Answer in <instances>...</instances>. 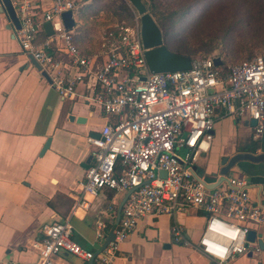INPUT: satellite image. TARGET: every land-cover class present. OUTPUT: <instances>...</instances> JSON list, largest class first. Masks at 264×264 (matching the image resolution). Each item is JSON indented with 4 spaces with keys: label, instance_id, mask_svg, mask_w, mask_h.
<instances>
[{
    "label": "built area",
    "instance_id": "2783aa9c",
    "mask_svg": "<svg viewBox=\"0 0 264 264\" xmlns=\"http://www.w3.org/2000/svg\"><path fill=\"white\" fill-rule=\"evenodd\" d=\"M93 0H11L20 28L15 35L25 54H31L51 78L62 97H72L83 84L87 99L98 104L106 123L98 135H87L91 164L80 181L81 196L74 207H87L85 194L102 189L129 191L113 238L100 251L81 246L72 237L69 220L41 227L34 244L38 257L29 264H55L53 256L66 251L91 264H112L119 245L149 215H175L193 207L205 214L195 247L217 264H226L248 250H260L264 236V205L249 193L243 175L208 188L195 171L197 155L212 140L218 112L255 120L252 137L264 131V56L254 55L216 65V56L191 59L188 69L151 72L140 35L137 12L101 35V51L86 55L64 26L62 13L74 12ZM52 33L39 40L45 22ZM165 172L163 175L161 172ZM113 215L114 210L110 209ZM97 238L106 239L105 224L97 220ZM255 231V240L248 238ZM174 240L182 227L171 226ZM0 264H17L0 261Z\"/></svg>",
    "mask_w": 264,
    "mask_h": 264
},
{
    "label": "crops",
    "instance_id": "0c3cea01",
    "mask_svg": "<svg viewBox=\"0 0 264 264\" xmlns=\"http://www.w3.org/2000/svg\"><path fill=\"white\" fill-rule=\"evenodd\" d=\"M73 15L76 27L77 10ZM74 27L70 30L77 47L86 55L100 53L102 34L92 45L83 44L75 38ZM15 32L0 8V261H35L34 244L42 239V225L64 220L72 225L71 237L97 253L106 240L97 238V220L104 222L108 236L118 222L127 192L102 189L95 196L85 194L87 207L74 205L81 196L79 183L92 162L86 137L98 135L107 118L98 104L86 98L83 84L77 85L74 96H60L52 81L48 83L30 63ZM46 34L43 29L39 40ZM77 117L84 120L78 122ZM252 126L246 117L218 112L210 147L196 157V173L214 182L223 156L263 151L264 131L255 140ZM232 171L245 176L251 197L264 203V161H243ZM204 222V212L193 207L175 215L146 216L120 243L112 264H217L195 247ZM173 224L182 227L183 237L191 244L173 239ZM53 262L91 264L66 251L55 254ZM226 264H264V249L248 250Z\"/></svg>",
    "mask_w": 264,
    "mask_h": 264
},
{
    "label": "rangeland",
    "instance_id": "374dc122",
    "mask_svg": "<svg viewBox=\"0 0 264 264\" xmlns=\"http://www.w3.org/2000/svg\"><path fill=\"white\" fill-rule=\"evenodd\" d=\"M162 31L163 44L193 59L216 56L223 65L264 56V0H143ZM74 36L92 45L115 22L129 23L128 0H93L77 9ZM100 46V45H98Z\"/></svg>",
    "mask_w": 264,
    "mask_h": 264
},
{
    "label": "water",
    "instance_id": "95a60500",
    "mask_svg": "<svg viewBox=\"0 0 264 264\" xmlns=\"http://www.w3.org/2000/svg\"><path fill=\"white\" fill-rule=\"evenodd\" d=\"M131 5L136 10L139 15L140 20V35L143 47L145 48L144 55L148 69L151 72H168L172 70H182L188 69L191 65V57L186 54L176 53L169 51L163 44L162 31L151 13L148 11L147 6L144 4L143 0H128ZM0 8L3 11L10 24L14 26L15 29L20 28V23L15 10L12 6L11 0H0ZM64 26L67 29H72L75 26V18L71 10L64 11L61 15ZM43 28L47 34L52 33L51 24L47 21L43 24ZM30 63L40 72V74L45 78L48 83H51V79L47 72L41 67L37 60L29 54ZM216 65L221 64V59L218 57L214 58ZM70 119L73 115L69 116ZM76 120L83 121V117H77ZM256 121L251 120V125H254ZM49 143L47 140L44 148L45 150ZM247 161L251 163H259L264 161V150L260 152H250V151H239L230 156H223L221 158V167L218 171V177L214 182H206L203 180L204 184L208 188H213L218 185L221 181H227V179L232 175V168L240 162ZM165 175V172H161ZM199 175V174H198ZM200 176V175H199ZM130 190L127 191L126 196L129 194ZM264 205V203H262ZM121 209V207H120ZM113 238V231L111 230L106 237L105 244ZM248 238L252 241L255 240V231L250 230L248 233ZM257 244L261 249H264V236L262 239H257Z\"/></svg>",
    "mask_w": 264,
    "mask_h": 264
},
{
    "label": "trees",
    "instance_id": "16d2710c",
    "mask_svg": "<svg viewBox=\"0 0 264 264\" xmlns=\"http://www.w3.org/2000/svg\"><path fill=\"white\" fill-rule=\"evenodd\" d=\"M192 59V58H191Z\"/></svg>",
    "mask_w": 264,
    "mask_h": 264
}]
</instances>
